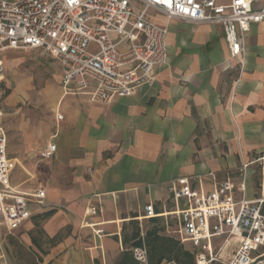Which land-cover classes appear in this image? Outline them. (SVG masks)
<instances>
[{"label":"crops","instance_id":"0c3cea01","mask_svg":"<svg viewBox=\"0 0 264 264\" xmlns=\"http://www.w3.org/2000/svg\"><path fill=\"white\" fill-rule=\"evenodd\" d=\"M157 21L167 26L168 58L153 85L108 104L61 89L47 104L46 121L35 113L4 129L10 186L23 193L44 188L46 200L41 213L15 230L0 220V246L2 232L19 231L32 264H121L125 253L139 264L131 249L145 244L146 226L153 225L142 218L146 205L177 240L169 231L176 209L169 186H188L196 198L229 181L236 199L259 196L264 21L250 26L245 52L236 57L218 26ZM49 143L55 153L40 160Z\"/></svg>","mask_w":264,"mask_h":264},{"label":"built area","instance_id":"2783aa9c","mask_svg":"<svg viewBox=\"0 0 264 264\" xmlns=\"http://www.w3.org/2000/svg\"><path fill=\"white\" fill-rule=\"evenodd\" d=\"M158 18L218 26L230 57H236L245 52L250 26L264 21V0H0V83L4 54L30 49L58 63L64 94L83 93L95 104L130 97L154 84L156 68L168 58V30ZM2 117L0 109V220L15 230L44 210L46 192L23 193L10 186ZM62 118L57 114V120ZM55 151L49 143L38 157L48 160ZM167 191L176 207L169 231L190 244L194 264H264V176L254 200L236 199L229 181L196 198L188 186L172 185ZM182 199L187 205L179 208ZM144 212L143 219L160 216L152 205ZM131 254L148 264L144 243ZM0 264H7L2 253Z\"/></svg>","mask_w":264,"mask_h":264},{"label":"rangeland","instance_id":"374dc122","mask_svg":"<svg viewBox=\"0 0 264 264\" xmlns=\"http://www.w3.org/2000/svg\"><path fill=\"white\" fill-rule=\"evenodd\" d=\"M95 50V46L90 47L91 52L94 53ZM4 57V79L0 83L2 126L6 129L8 124L30 119L35 113L40 121H46L49 117L47 104L51 96L57 97L62 89L59 82L61 71L58 63L39 50L9 51L4 54ZM11 171L16 180L21 178L16 167H13ZM152 226L148 225L146 228L151 229ZM158 227H161L160 223ZM132 232L130 231V234ZM19 233L16 231L14 235H4L5 232H2L0 253L4 255L8 264H32V259L29 258L30 253L19 241ZM163 235L168 236L165 233ZM219 241L221 240L218 239L217 242ZM180 244L191 253L189 243Z\"/></svg>","mask_w":264,"mask_h":264},{"label":"trees","instance_id":"16d2710c","mask_svg":"<svg viewBox=\"0 0 264 264\" xmlns=\"http://www.w3.org/2000/svg\"><path fill=\"white\" fill-rule=\"evenodd\" d=\"M152 222L153 226L146 232L144 240L148 251V263L162 264V262L166 261L174 262L175 264H194L193 254L185 250L178 240L163 235L165 230L162 226L158 227L159 223L156 218L152 219ZM137 236L138 233L136 232L132 235L133 239ZM133 244L135 246L141 245L139 241ZM121 264H134L129 253L124 254Z\"/></svg>","mask_w":264,"mask_h":264}]
</instances>
